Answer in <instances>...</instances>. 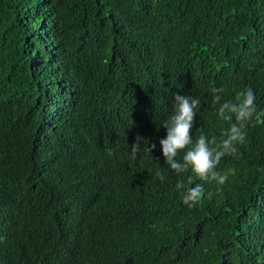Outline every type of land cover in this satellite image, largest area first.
Listing matches in <instances>:
<instances>
[{"label":"trees","instance_id":"16d2710c","mask_svg":"<svg viewBox=\"0 0 264 264\" xmlns=\"http://www.w3.org/2000/svg\"><path fill=\"white\" fill-rule=\"evenodd\" d=\"M189 63L194 139L229 126L212 87L258 113L192 208L190 173L119 139L138 108L161 139L157 79ZM0 264H264V0H0Z\"/></svg>","mask_w":264,"mask_h":264},{"label":"clouds","instance_id":"9594fccd","mask_svg":"<svg viewBox=\"0 0 264 264\" xmlns=\"http://www.w3.org/2000/svg\"><path fill=\"white\" fill-rule=\"evenodd\" d=\"M195 69L191 63L177 70L169 68L157 79L161 92L172 96L173 105L166 118L157 124L155 137L161 138L159 141L149 145L138 142L139 125H145L149 132L151 129L149 114L142 108L134 110L119 136L131 147L132 157H136L139 150L151 152L160 145L165 165L170 171L177 176L190 173L187 182L178 180L175 185L181 191L183 204L189 208L195 207L204 195V186L197 181L215 182L218 190L226 183L228 176L218 171L217 166L225 156L238 154V145L246 142L247 124L258 115L257 97L251 87L237 92L234 98H225L224 87H212L211 100L218 105L216 118L228 122L229 126L222 130L219 137L201 131L194 139L190 132L203 99L186 78ZM157 175L164 179L160 172Z\"/></svg>","mask_w":264,"mask_h":264}]
</instances>
